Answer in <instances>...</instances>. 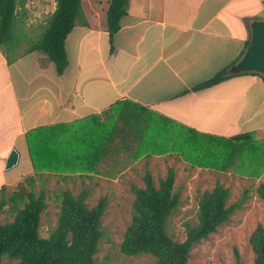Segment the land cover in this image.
Masks as SVG:
<instances>
[{
    "label": "crops",
    "instance_id": "0c3cea01",
    "mask_svg": "<svg viewBox=\"0 0 264 264\" xmlns=\"http://www.w3.org/2000/svg\"><path fill=\"white\" fill-rule=\"evenodd\" d=\"M104 1L93 14L82 6L88 25L76 22L67 35L62 74L40 50L19 53L17 45L10 62L0 55L8 73L0 81V188L26 173L62 177L66 167L72 178L93 177L77 168L121 175L141 158L155 166L161 157L192 171L260 178L264 76L228 69L250 43L251 21L264 20L262 0H129L111 39ZM26 56L34 67H19ZM122 113L134 124L116 123ZM13 149L17 162L6 168ZM68 154L76 155L69 165L60 157ZM86 155L95 165L78 158Z\"/></svg>",
    "mask_w": 264,
    "mask_h": 264
},
{
    "label": "trees",
    "instance_id": "16d2710c",
    "mask_svg": "<svg viewBox=\"0 0 264 264\" xmlns=\"http://www.w3.org/2000/svg\"><path fill=\"white\" fill-rule=\"evenodd\" d=\"M54 1L55 7L46 19L45 30L24 51L45 52L57 73L62 74L68 65L65 50L67 35L76 22L82 25L88 23L81 0ZM128 1L109 0L106 30L110 39L120 28V18L126 12ZM23 3L24 0H0V44L12 39L10 29L19 16L18 6L22 8ZM4 55L10 62V50H6ZM221 78L213 76L200 86L211 85ZM60 157L67 165L74 162L70 154ZM95 157L86 155L78 158L89 163ZM71 176L63 174L62 178L66 180ZM174 177V170L169 168L166 176L159 178L156 185L151 173L146 171L144 186L131 187L134 193L133 213L119 244L123 254H150L156 258L157 264H188L192 245L215 232L239 207V203L227 205V188L215 185L202 194L197 223L188 230L185 240L174 241L166 231L168 218L180 203L179 193L174 188ZM32 181V177L27 180ZM255 191L264 200V183H260ZM53 194L59 201L56 225L47 237H41V213L47 207L45 190H28L21 181L10 191L5 185L0 188V215L4 212L13 214L11 220L0 222V264L4 257L15 259L17 264H96L95 254L103 237L102 216L107 198L103 196L94 205L88 206L87 189L76 195L69 189L54 191ZM249 242L254 264H264V228L260 224L253 230Z\"/></svg>",
    "mask_w": 264,
    "mask_h": 264
},
{
    "label": "rangeland",
    "instance_id": "374dc122",
    "mask_svg": "<svg viewBox=\"0 0 264 264\" xmlns=\"http://www.w3.org/2000/svg\"><path fill=\"white\" fill-rule=\"evenodd\" d=\"M105 3L104 0H82L86 14H93L95 10H99V5L104 9ZM54 7V0H24L23 9L18 6L19 16L17 21L16 19L13 21L10 29L12 39L0 44V55L4 56L6 50H10V54H13L17 45L18 52L22 53L26 47L40 38L45 30L46 19ZM102 20L105 22L104 18ZM12 46L14 47L11 48ZM31 58V56L22 58L19 67H34V65H30ZM39 61L38 59L37 62ZM1 78L3 79L2 83H5L8 73H5V65L0 60V81ZM120 111L121 109L116 112L120 113ZM115 121L116 123L134 124V121L124 113L116 115ZM158 138L157 136L156 139ZM135 141L133 139V142ZM159 141L164 142V140ZM145 142L147 148H154L155 141ZM113 150L110 155L118 161L124 159V155L119 154L118 149ZM176 150L180 152V148L177 147ZM71 156L76 155L72 154ZM150 161L151 158L146 160L141 158L133 169L127 170L121 175L104 174L106 177L94 174L87 168L74 170L76 173L81 171L92 173L91 180L78 177V175L65 180L54 170L30 176L26 173L23 176L25 178L21 179L23 185L28 190L32 188L36 192L43 188L47 195V207L41 213L39 235L47 237L56 225L59 201L55 200L54 191L69 189L76 195L81 190L87 189L86 202L88 206L94 205L103 196L107 198V206L102 216L103 237L98 243V251L95 254L96 264H157L156 258L150 254L133 256L123 254L119 244L133 213L134 193L131 187L134 185L144 186L143 175L146 171L151 173L153 181L157 185L158 179L166 176L169 168L176 167L174 188L179 193L180 203L170 214L166 226L168 235L174 241L185 240L188 230L197 223L198 203L204 191L211 190L215 185H221L228 190L226 204L239 203V207L229 216L228 221L219 225L216 231L210 233L206 238H202L192 245L188 264H254V253L249 238L258 224L264 228V200L255 191L260 183H264V165L259 164V170H255L261 175L260 178L257 176L258 179L243 180L236 177L234 172L225 174L206 170L192 171L186 164H176L177 162L172 159L167 160L161 157L156 161L155 166ZM96 162L97 160H93L92 165H95ZM197 164L198 162L192 167H196ZM69 171H71L69 167L64 170L65 174H69ZM29 177L33 178L31 183L27 182ZM7 188L10 191L13 186ZM12 217V213L4 212L0 215V222L11 220ZM1 264H17V261L4 257Z\"/></svg>",
    "mask_w": 264,
    "mask_h": 264
},
{
    "label": "water",
    "instance_id": "95a60500",
    "mask_svg": "<svg viewBox=\"0 0 264 264\" xmlns=\"http://www.w3.org/2000/svg\"><path fill=\"white\" fill-rule=\"evenodd\" d=\"M251 39L241 58L229 69V74L256 72L264 76V20L251 21ZM18 153L13 149L6 161V168L14 166Z\"/></svg>",
    "mask_w": 264,
    "mask_h": 264
},
{
    "label": "built area",
    "instance_id": "2783aa9c",
    "mask_svg": "<svg viewBox=\"0 0 264 264\" xmlns=\"http://www.w3.org/2000/svg\"><path fill=\"white\" fill-rule=\"evenodd\" d=\"M262 3L264 4V0H262Z\"/></svg>",
    "mask_w": 264,
    "mask_h": 264
}]
</instances>
